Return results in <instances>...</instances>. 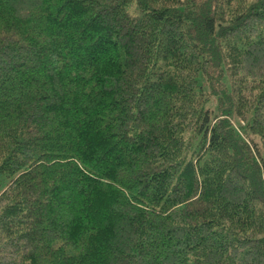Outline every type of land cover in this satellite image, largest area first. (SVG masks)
<instances>
[{
    "label": "trees",
    "instance_id": "16d2710c",
    "mask_svg": "<svg viewBox=\"0 0 264 264\" xmlns=\"http://www.w3.org/2000/svg\"><path fill=\"white\" fill-rule=\"evenodd\" d=\"M0 264H264V0H0Z\"/></svg>",
    "mask_w": 264,
    "mask_h": 264
},
{
    "label": "rangeland",
    "instance_id": "374dc122",
    "mask_svg": "<svg viewBox=\"0 0 264 264\" xmlns=\"http://www.w3.org/2000/svg\"><path fill=\"white\" fill-rule=\"evenodd\" d=\"M236 123V126L238 127V123L237 122H235ZM243 123V122H242ZM239 128V127H238Z\"/></svg>",
    "mask_w": 264,
    "mask_h": 264
}]
</instances>
